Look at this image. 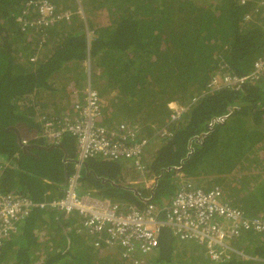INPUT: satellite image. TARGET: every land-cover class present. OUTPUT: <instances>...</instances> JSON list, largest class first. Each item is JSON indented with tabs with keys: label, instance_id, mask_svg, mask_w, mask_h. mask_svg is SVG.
I'll return each instance as SVG.
<instances>
[{
	"label": "trees",
	"instance_id": "16d2710c",
	"mask_svg": "<svg viewBox=\"0 0 264 264\" xmlns=\"http://www.w3.org/2000/svg\"><path fill=\"white\" fill-rule=\"evenodd\" d=\"M25 1L0 0V192L38 202L62 196L76 143L64 136L59 145H47L41 137L39 115L60 110L46 109L39 93L61 98L67 84L81 92L89 53L90 80L103 101L100 125H138L148 140L147 176L156 181L150 187L118 185L126 165L92 157L82 170L81 191L142 209L172 197L179 170L198 183V177H214L205 181L207 189L222 183L246 188L245 195L224 199L248 216H264V76L238 91L202 95L178 122L168 120L169 105H188L220 62L238 75L250 71L264 44L254 0H81L84 20L44 33L19 30L15 19ZM103 12L106 25L95 20ZM88 29L94 36L87 48ZM163 127L170 136L158 133ZM225 166L230 173H223ZM233 170L249 173L253 185L246 178L239 183ZM76 225L75 217L34 209L0 248V264H264V234L247 232L233 243L250 258L215 263L194 253L196 247L177 246L167 230L144 254L121 257L117 246L100 257L109 246H90ZM42 250L40 260L36 253Z\"/></svg>",
	"mask_w": 264,
	"mask_h": 264
},
{
	"label": "built area",
	"instance_id": "2783aa9c",
	"mask_svg": "<svg viewBox=\"0 0 264 264\" xmlns=\"http://www.w3.org/2000/svg\"><path fill=\"white\" fill-rule=\"evenodd\" d=\"M70 1V0H69ZM72 6L58 8L54 0H27L23 3L15 22L21 32H46L62 23H71L73 16L83 19L81 0H73ZM248 0H240L244 4ZM256 12L262 21L264 34V0H254ZM87 48L94 32L86 30ZM39 41L45 43L44 35ZM82 63L87 73L85 85L80 92L72 84L65 88L71 95L72 110H63L57 115L40 114L38 121L41 137L47 145H59L64 136L74 138L77 156L74 171L65 183L61 197L46 201H33L16 193L0 192V248L15 234L34 209L58 212L66 216L76 214L81 222V230L93 237V245L100 243L109 247H119L121 257L146 253L157 246L162 230L170 231L180 243L177 246L202 256L211 262H221L233 256L250 258L238 251L233 243L247 232L264 234V216H248L243 210L224 199L221 188H204L186 180L178 182V188L171 198L162 203H146L144 208L113 202L96 196L93 192L80 193L81 175L87 159L98 157L113 162L130 161L139 173V180L152 183L147 177L143 152L148 140L139 135V126L125 122L110 127L96 123L102 116V98L91 80V63L88 57ZM36 56L29 59L36 60ZM264 76V44L261 54L253 61L250 71L238 75L224 62H220L209 76L204 89L195 94L188 105L171 103L169 123L178 122L188 108L202 95L219 90L238 91L245 84L258 81ZM79 93L82 95L79 97ZM158 133L170 136L163 127ZM156 133V134H158ZM24 144L25 141L23 140ZM135 184V183H134ZM132 264H138L134 259Z\"/></svg>",
	"mask_w": 264,
	"mask_h": 264
},
{
	"label": "crops",
	"instance_id": "0c3cea01",
	"mask_svg": "<svg viewBox=\"0 0 264 264\" xmlns=\"http://www.w3.org/2000/svg\"><path fill=\"white\" fill-rule=\"evenodd\" d=\"M66 1H68L69 2V0H66ZM59 2H60V0H54V5H56L58 8H62V6H59ZM66 6H69V5H65V6H63V7H66ZM70 97V98H69ZM39 98H40V100H41V102H43L44 104H47V106H46V109H49L50 111H56V110H60V112H62L63 110H67V111H71L72 110V103H71V95H70V93L68 92V89L67 88H65V92H63V95H62V99H63V101H61V98H59L58 96H56V97H52L51 95H49V94H47V93H39ZM61 103V104H60ZM64 109H63V108ZM48 110V111H49ZM121 164H124V165H126V168H127V174L124 176L123 174L121 175V182L122 183H120V184H125V183H127V184H132V183H135L136 181H138V176H137V172H136V170H135V168H134V166H133V164L130 162V161H122V163ZM210 177V176H209ZM208 180V179H207ZM204 183H206L207 184V182H203V184ZM200 184H202V183H200ZM204 186V185H203ZM221 191H222V193H223V196H224V198H227V194L228 193H230V189H229V187L227 188V189H221ZM68 218L69 217H75L76 219H77V225H79V230L77 229V231H78V233L79 234H82L80 237H81V239L83 238H86V237H88L89 239H86V240H88L87 241V244H90V246L91 245H93V237H90V236H88L87 234H85L82 230H81V227H80V222H81V220H80V218H79V216L78 215H76V214H71V215H68L67 216ZM21 225V224H20ZM19 225V226H20ZM76 225V226H77ZM76 231V232H77ZM168 231V230H167ZM169 232V234H170V231H168ZM17 233V232H16ZM15 233V234H16ZM15 234H13V235H15ZM12 235V236H13ZM170 236L172 237V235L170 234ZM173 238V237H172ZM174 239V238H173ZM40 241H42L41 243H43V245H46L47 244V242L45 241V239L43 238V237H41V239H40ZM90 241H92V243L90 242ZM111 250H114L113 248H111V247H107L105 250H103V252L100 254V257L101 256H106L105 255V253H106V251L107 252H110ZM43 253H45V250H42V251H40V252H37L36 254H38V255H40V260H42L43 259ZM113 253V252H112Z\"/></svg>",
	"mask_w": 264,
	"mask_h": 264
},
{
	"label": "rangeland",
	"instance_id": "374dc122",
	"mask_svg": "<svg viewBox=\"0 0 264 264\" xmlns=\"http://www.w3.org/2000/svg\"><path fill=\"white\" fill-rule=\"evenodd\" d=\"M65 5H69V6H72V9L71 10H74L75 9V4H74V1L73 0H70L69 2L68 1H66V0H60V2H59V6H65ZM69 6H66V7H69ZM81 6H82V8H83V4L81 3ZM83 12H84V9H83ZM83 17H84V19H85V13L83 14ZM73 19H75V20H79V18L77 17V16H73V18H72V21H73ZM80 20H82V19H80ZM95 20H97V22L100 24V25H106V24H108V17H107V14L105 13V12H103L101 15H99L97 18H95ZM89 30V29H88ZM93 83H94V81H93ZM84 86V82L83 83H81L80 84V89H81V92H82V87ZM95 88L97 89V85L95 86ZM96 123L97 124H100L99 123V119H96ZM152 145H153V143H152ZM144 158L145 159H147V158H149V156H148V154L147 155H145L144 156ZM4 163V161H2V160H0V164H3ZM120 163H122V161L120 162ZM223 169H225V171L223 172L224 174H228V173H230V171H228L227 170V168H226V166L225 167H223ZM137 172V171H136ZM232 174H234V175H236V178L238 179V181H239V183H240V181L243 179V178H246V182H249L248 183V187H250V186H252L253 185V183H252V181H251V178H250V176H249V173H238L237 171H235V170H233V172H232ZM137 176H138V180H139V173L137 172ZM209 178V181H211L212 179H214V177H208ZM207 176L206 177H198V179H200L202 182H205V181H207ZM186 180H188V179H186V178H181V181L182 182H185ZM219 181H221V183H222V180H220L219 179ZM191 182H193L194 184H196V185H198V186H202V187H204V188H207V184L206 185H204L203 183L202 184H200V183H198L197 181H193V180H191ZM137 185L138 184H143V182H137L136 183ZM204 185V186H203ZM221 186H222V188H224V189H226V188H228L227 187V185L225 184V183H222L221 184ZM221 188V189H222ZM235 187H232V188H230V193H234L236 196H238V197H240V196H243V195H245L246 193H247V189L246 188H242V187H239V188H237V189H234ZM80 193L81 194H85V191H81L80 190ZM234 195V196H235ZM249 197V196H248ZM250 198V197H249ZM230 200H232V199H230ZM175 243L176 244H178V243H180L178 240H176L175 239ZM180 244H185V245H189L190 243H188V242H182V243H180ZM83 254V253H82ZM89 259H91V257L89 256L88 257ZM100 264V263H99Z\"/></svg>",
	"mask_w": 264,
	"mask_h": 264
},
{
	"label": "clouds",
	"instance_id": "9594fccd",
	"mask_svg": "<svg viewBox=\"0 0 264 264\" xmlns=\"http://www.w3.org/2000/svg\"><path fill=\"white\" fill-rule=\"evenodd\" d=\"M143 157H144V155H143ZM142 160H143V162H144V164L146 165V163H145V161H144V159L142 158ZM177 175H179V181L181 180V178H184L183 177V175H181L180 174V172L179 173H177ZM148 177V176H147ZM149 178V177H148ZM150 179V178H149ZM191 181V180H190ZM136 183L137 182H135V184L134 183H132V184H127V183H125L126 185H136ZM154 183V179H152V183H147V184H145V183H143L144 185H145V187H150L152 184ZM118 185H124V184H118ZM168 200V199H167ZM166 201V200H165Z\"/></svg>",
	"mask_w": 264,
	"mask_h": 264
},
{
	"label": "water",
	"instance_id": "95a60500",
	"mask_svg": "<svg viewBox=\"0 0 264 264\" xmlns=\"http://www.w3.org/2000/svg\"><path fill=\"white\" fill-rule=\"evenodd\" d=\"M20 142L22 143V141L20 140ZM23 144V143H22ZM175 173H179V170H176L175 171ZM156 180L154 179V182H155Z\"/></svg>",
	"mask_w": 264,
	"mask_h": 264
},
{
	"label": "bare ground",
	"instance_id": "6f19581e",
	"mask_svg": "<svg viewBox=\"0 0 264 264\" xmlns=\"http://www.w3.org/2000/svg\"><path fill=\"white\" fill-rule=\"evenodd\" d=\"M100 67V66H99ZM95 69V68H94ZM100 69V68H99ZM96 71V70H95ZM91 74V73H90ZM99 74V73H98ZM96 84V83H95ZM107 95V94H106ZM70 98V97H69ZM61 104V103H60ZM63 108V107H62ZM64 109V108H63ZM171 124H173V123H171Z\"/></svg>",
	"mask_w": 264,
	"mask_h": 264
}]
</instances>
